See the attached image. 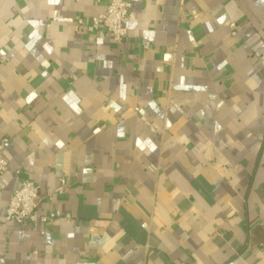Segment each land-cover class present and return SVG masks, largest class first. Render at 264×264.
<instances>
[{
	"label": "crops",
	"instance_id": "0c3cea01",
	"mask_svg": "<svg viewBox=\"0 0 264 264\" xmlns=\"http://www.w3.org/2000/svg\"><path fill=\"white\" fill-rule=\"evenodd\" d=\"M128 1L0 0V264H264V0Z\"/></svg>",
	"mask_w": 264,
	"mask_h": 264
},
{
	"label": "built area",
	"instance_id": "2783aa9c",
	"mask_svg": "<svg viewBox=\"0 0 264 264\" xmlns=\"http://www.w3.org/2000/svg\"><path fill=\"white\" fill-rule=\"evenodd\" d=\"M108 4L104 12L95 15L89 22H84L80 19L79 24L85 27L87 31L105 30L111 34L114 40L121 42L127 35L126 23L131 10V3L128 0H107ZM196 17L197 13L193 12ZM9 142L8 138H4L0 142V174L9 169L8 161L4 157L3 150ZM65 181L62 180V185L57 192L61 193L64 190ZM44 198L39 185L35 182L24 179L20 182L19 187L12 193L5 218L8 221H15L19 224H31L38 220L47 222L51 219L65 218L69 219V214H63L59 211L50 214L42 215L39 212V206ZM264 253V244L260 246Z\"/></svg>",
	"mask_w": 264,
	"mask_h": 264
}]
</instances>
